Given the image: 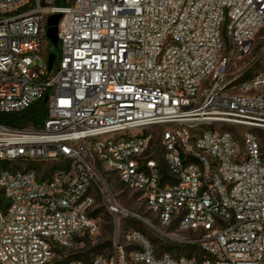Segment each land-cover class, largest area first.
Returning <instances> with one entry per match:
<instances>
[{"label":"built area","instance_id":"2783aa9c","mask_svg":"<svg viewBox=\"0 0 264 264\" xmlns=\"http://www.w3.org/2000/svg\"><path fill=\"white\" fill-rule=\"evenodd\" d=\"M263 27L264 0H0V114L48 102L41 128L0 121V161L62 160L0 169V264H62L59 248L100 232V194L116 217L144 219L106 188L102 164L142 194L153 229L174 225L166 235L199 255H158L131 229L132 248L64 264H264V70L228 77ZM157 126L166 176L143 133Z\"/></svg>","mask_w":264,"mask_h":264},{"label":"rangeland","instance_id":"374dc122","mask_svg":"<svg viewBox=\"0 0 264 264\" xmlns=\"http://www.w3.org/2000/svg\"><path fill=\"white\" fill-rule=\"evenodd\" d=\"M49 53L56 52L58 55V50L49 44ZM264 70V27L258 32L255 37L254 44L251 52L233 62L228 68V77L233 83L239 82L241 79L257 74ZM234 91L238 92L236 88ZM238 138L241 139L243 130L237 127H230ZM165 130L164 126L152 127L144 130L143 133H148L150 136V148L148 151V156H153L159 164L166 170V163L164 159V148L161 142L162 133ZM255 132L258 130L254 129ZM137 132H130L125 134V136L131 137ZM259 135L264 143V130H260ZM241 145L243 146V139H241ZM160 149L158 152L157 149ZM12 164L17 166H31L33 168H38L41 172H50L52 169L58 168L62 164L61 159L52 160L51 162H36L29 160L17 159L14 161H0V169L3 168V164ZM99 171L103 173V177L106 181V188L108 187L111 193L116 198L120 206L128 209L129 211L140 215L142 218L138 217H116L112 214L104 204L102 195L97 199V203L94 207L95 209L101 208V213L98 215L101 229L96 235L86 236L79 235L76 237L73 245L67 248H59V260L62 264L73 259H82L86 263H89L93 256L97 254H103L111 256L114 252V245L117 240L126 246H129L128 241L124 237V233L131 229H137L135 227V219L140 222V231L145 234L152 245L154 246L156 254L160 255L163 253L171 254H182L198 256L199 248L196 245H191L183 242H178L174 238L166 235L171 233L175 226L171 225L169 227H164L162 233L153 229L146 220L157 224V217L155 213L149 208L145 199L139 191L133 190L126 185H124L117 173L110 170L106 165H99ZM146 219V220H145ZM187 236V235H185ZM82 239V240H79Z\"/></svg>","mask_w":264,"mask_h":264},{"label":"trees","instance_id":"16d2710c","mask_svg":"<svg viewBox=\"0 0 264 264\" xmlns=\"http://www.w3.org/2000/svg\"><path fill=\"white\" fill-rule=\"evenodd\" d=\"M56 2H59V0H56ZM52 47L56 48L59 51V47H55L52 45ZM56 53V52H55ZM57 54V53H56ZM248 76L246 75V78ZM48 114V102L47 99L44 97L42 99H39L37 102H35L33 105H31L28 109L22 111L21 113H10V114H0V121L11 125L15 127H34V128H41L45 120L47 118ZM146 134V133H145ZM148 135V133L146 134ZM157 151L159 152L160 149L158 148ZM148 154V152H147ZM154 158L153 156H151ZM16 167L17 165H11L9 163L3 164L4 169H10L12 170V167ZM19 167V166H18ZM162 172L164 175H167V167L166 170L160 165ZM55 169H52V171ZM6 206L5 198L3 196V192L0 191V207L4 208ZM102 207L95 209L91 212L92 216L98 217V215L101 213ZM99 218V217H98ZM135 227L137 230H140V222L136 221L135 219ZM86 236H89L86 234ZM82 240V239H79ZM129 249L132 248V246L128 247ZM191 256V254H189Z\"/></svg>","mask_w":264,"mask_h":264},{"label":"water","instance_id":"95a60500","mask_svg":"<svg viewBox=\"0 0 264 264\" xmlns=\"http://www.w3.org/2000/svg\"><path fill=\"white\" fill-rule=\"evenodd\" d=\"M61 16L62 15L60 13L51 15L47 22V27H48L47 37L55 47H58V42H59L58 23H59ZM56 58H57V54L55 52H52L49 54V57H48L49 70H52Z\"/></svg>","mask_w":264,"mask_h":264}]
</instances>
